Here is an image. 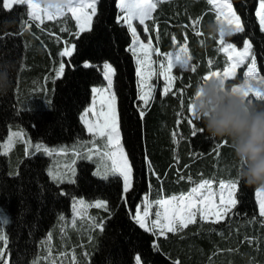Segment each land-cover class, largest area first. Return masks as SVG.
Here are the masks:
<instances>
[{"label":"trees","instance_id":"trees-1","mask_svg":"<svg viewBox=\"0 0 264 264\" xmlns=\"http://www.w3.org/2000/svg\"><path fill=\"white\" fill-rule=\"evenodd\" d=\"M232 3L245 30L227 40L239 48L249 40L264 77V32L255 15L258 0ZM3 4L0 0V77L9 72L10 86L0 94V206L10 218L6 228L10 264H33L46 257L45 242L51 233L60 248L56 251L64 256L74 253L78 264H136V256L141 264H264V217L257 201L261 186L250 187L240 180L241 165L229 142L225 145L206 131L192 137L187 122L203 78L229 65L220 50L219 32L209 31L210 24L217 25V15L207 0L159 2L149 20L154 39L160 34L164 40L157 47L168 54L176 49L173 38H177L186 45L189 66L195 71L174 68L171 90L162 94L157 86L147 106L139 99L135 58L128 51L131 32L123 21L117 22L119 0H98L91 31L78 39L70 14L39 23L26 14L25 4L10 9ZM72 43L75 53L61 56ZM62 59L64 72L57 77ZM105 63L115 69L112 88L122 143L132 166L126 203L119 175L98 178L93 163L68 153L75 157L72 163L78 172L74 182L59 183L49 175L53 158L32 149L37 143L75 149L90 139L81 115L91 104L93 88L106 84ZM245 79L242 68L225 87H237ZM248 98L264 103L252 94ZM194 123L203 125L199 120ZM11 129L23 131L32 146L28 149L19 141L9 155L4 154ZM204 180L217 184L238 180V202L219 223L197 218L187 227L155 237L133 219L145 197L156 203L163 196L187 193ZM74 198L103 200L108 210L94 208L95 222L75 230L70 225ZM101 221L103 231L94 227Z\"/></svg>","mask_w":264,"mask_h":264},{"label":"snow or ice","instance_id":"snow-or-ice-1","mask_svg":"<svg viewBox=\"0 0 264 264\" xmlns=\"http://www.w3.org/2000/svg\"><path fill=\"white\" fill-rule=\"evenodd\" d=\"M160 0H119L118 7L122 15L118 17V23L123 20L124 24H126L127 28L131 32L132 36V44L128 51L132 52L133 56L136 57V64L138 66L137 75L140 77V84H139V99L144 101V105L147 106L149 103V99L151 98V85L148 83V80L152 76V65L153 61L151 59L152 54V45L144 44L138 38L137 29L133 25L134 20H138L139 25L145 26V31L148 30L146 21L152 18V12L156 8L157 3ZM25 4L26 5V14L29 15L31 20H39L42 22L41 16L44 18H53L63 16L66 13H70L71 17L74 18L77 22L78 31L74 33L76 38L78 39L79 36L85 31H91V22L93 16L96 14V3L97 0H67L66 5L59 8H50V7H41L39 3L33 2V0H4V4L2 5L4 8H11L12 4ZM209 3L215 5L216 12H217V25L219 26V43L223 45V48L220 50L225 51L226 53H230L228 55L229 61H234L230 63L223 71H212L209 75L203 78L204 85L210 81L215 79L218 84L225 86V80L227 78L233 77L235 75L236 68L248 60L250 57V66L247 69V73L245 74L247 79H245L244 83L240 87H231L229 91L236 93L239 92L245 97H249V94L252 93L254 99L258 101L264 102V89H254L249 85L250 80H257L256 74V58L255 54L252 52V45L250 41L244 42V47L242 51H238L232 43H225L224 35L225 32H244V24L241 21L240 16L236 13L233 9L230 0H222L220 3H216V0H209ZM88 9L91 10V14L88 13ZM256 17H258L260 29L264 32V0H258V10L255 11ZM194 25L198 24L199 21H194ZM197 34L200 33L197 31ZM76 46L74 43L69 44L66 46L63 51L61 52V56L70 57L75 53ZM186 45L179 48V50L175 54H168L166 56L165 62L160 64V68L163 69L162 75L164 76L165 81H171L172 76L170 75L172 69L174 67H179L181 70H191L195 71V67L189 66V60L191 59L190 56L186 55ZM159 55V53H156ZM86 67L90 65L85 64ZM64 64L61 63L59 66V70L57 72V77L61 76L64 72ZM145 68H147V72H145ZM103 70V77L107 81V88H93V92L100 93L104 91H110L113 84V79L115 77V69L108 63L102 65ZM258 82L261 85H264V78H259ZM147 89V90H146ZM169 91V87L166 86L164 88V93L167 94ZM203 91V85L198 89L196 92L194 100L198 99ZM111 103L109 104V114L106 116L105 121L102 126L98 128L100 135H107L109 141L113 140V134L116 135L115 145L116 151L119 153V161H117L114 157L116 153H107L106 155L109 156V159H113V164L115 171L112 174H118L120 177L123 178L122 184V198L127 202L126 194L130 191L132 185V166L131 163L128 161L126 154L123 152L122 148L119 146V138H118V119L115 110V94L112 93L110 97ZM193 102L189 105V111L191 115L188 117V124L191 129V136L196 137L198 134H203L205 132L204 126L200 125L197 126L194 123V120L198 121L197 114L195 112V105ZM86 115V114H85ZM140 115L143 116L144 112L141 110ZM83 119V117H82ZM88 133L94 134V125H87ZM12 136H18L19 133L13 132L11 133ZM183 139V137H181ZM223 144H228L227 141H223ZM12 146L11 138L9 139L8 147ZM34 151H43L46 154L51 155L52 150L48 149L47 147H43L41 144H36L34 146ZM218 154V153H217ZM150 165V162H149ZM100 174V173H98ZM49 175L52 177L53 180L57 182H62L61 178L53 174L52 171L49 172ZM102 179H107L106 174L101 175ZM68 182H74L69 180ZM210 181H203L199 184L198 187H194L192 192L189 194L188 197L181 196L180 200L190 199L192 194L197 193L200 189L204 188L206 185H209ZM238 180L231 181L227 185L224 182H220L219 187L221 190H224L226 187L229 189V202L227 207H234L237 204V200L232 198V193H234L237 189ZM258 198L260 197V192L257 193ZM147 199V198H145ZM173 200L177 199L176 197L172 198ZM259 215L264 217V198H259ZM78 205H84L85 202L83 200H79L76 202ZM157 205L160 207L165 208V219L168 223L164 226H161L160 232L164 234L165 228L167 232H173L176 229L173 227L174 221L176 216L173 215L169 217L167 215V208L165 206L169 205L171 202L169 200H160L156 202ZM225 201L223 197L221 198V204H224ZM88 207H96L101 208L107 211V202L104 201H97L94 204L87 205ZM144 211L141 212L140 209H137L133 215V219L135 222L141 227L144 228L145 231L155 230L157 225L160 224V220L157 218L151 222V229L149 228L148 224L146 223V218L148 217L149 213L147 208L149 204L143 205ZM225 211H218L216 214L215 222L219 223L220 220L226 214ZM180 215V222L182 227H187L188 223L194 222L192 220V214L187 212V210H179L177 209ZM159 217V213L156 214ZM185 215L187 218L185 219ZM60 219L63 221L64 217L61 216ZM8 218L6 216H0V241H3V244L0 245V264H10V256L11 254L6 251L7 249V237L3 234L2 229L8 223ZM73 226H75V221H72ZM95 228H98L100 231H103V222H99L94 224ZM48 240H51V235L49 234ZM51 250L48 251V256H51ZM60 255H64L61 253ZM47 259V257H45ZM136 264H140L139 257H135ZM33 264H40V258H36L33 261ZM49 264H57L56 260L49 261ZM72 264H75V256H72ZM175 264V262H174Z\"/></svg>","mask_w":264,"mask_h":264},{"label":"rangeland","instance_id":"rangeland-1","mask_svg":"<svg viewBox=\"0 0 264 264\" xmlns=\"http://www.w3.org/2000/svg\"><path fill=\"white\" fill-rule=\"evenodd\" d=\"M77 2H79V0H77ZM220 2H222V0H216V3H220ZM230 3L233 6L232 0H230ZM96 5H97V3H96ZM13 6H14V4H12L11 8ZM158 6H159V2L157 3L156 8L153 10L152 16H153V14L156 11ZM87 11L89 14H91L90 9H88ZM51 20L53 21L54 19H51ZM149 20H147L145 22L147 25V28H148L147 31H145L144 25H139L138 20H134L133 25L137 29V34H138L139 40L141 42H143L144 44L150 43L152 45L151 59L154 62L152 65V73L153 74H152L151 78L148 80V83L151 85V89H152L151 98L149 99V103H150L153 100V98L156 96L157 86H159V88H160L159 90L162 94H165L164 88L166 86H168L169 90H171V88L173 87L174 77H173V72L171 71L170 75L172 76V80L171 81H165L164 76L161 74L163 69L160 68V64L162 62H165L166 56L168 54H166L165 52H162L160 50V48L157 47L156 44H158V46H160V45H162L164 40L162 38V35L160 36V34H158V35L155 34V36L157 38L154 39V37L151 34V24H150ZM34 21H37V20H34ZM235 33L236 32H227L226 31L225 35L228 36V35H233ZM247 41H249V40H247ZM227 43H229V42H227ZM173 45L176 46V49L173 52L172 51L170 52L172 54H175L179 50L180 47L185 46L184 44L180 45L177 38H173ZM234 47L238 51L243 50V47L239 48L236 45H234ZM157 52L159 53V55L156 54ZM185 54L187 55V52ZM229 54L230 53H227V56ZM134 58H135V64H136V57L134 56ZM250 59L251 58L249 57L248 60H245L244 63L240 64L236 68L235 75L233 77L227 78L225 80V84H226V81H228L229 79L235 78L237 76L238 71L242 68L244 69V73L246 74L247 69L250 66ZM62 61H63L62 63L65 66L64 59H62ZM189 62H190V60H189ZM232 62H234V61H229V64ZM174 68H176V67H174ZM137 69H138V66L136 64V72H137ZM145 72H147V68H145ZM256 74H257V80H250L249 85L254 89H257V88L264 89V85H261L258 82L259 78H263V77L259 74L258 69H257V65H256ZM245 77H246V75H245ZM246 79H247V77H246ZM113 83H114V79H113ZM139 84H140V77L137 75L138 92L140 91ZM112 86H113V84H112ZM94 88H107V81H106V84L101 85V86H96ZM112 93H114L113 88H111L110 91H104V92H100V93L93 92L91 104L81 115V121L83 122V124L85 126H86V124L95 126L94 127V134L89 133L91 135L90 139H88L87 141H83L82 143H79L75 149L72 147H69V146L60 147L58 149H53V148L47 147L46 145H42L43 147H47L48 149L52 150V154L50 156L53 158V165H52L50 171H52L53 174H55L56 176L61 178L62 182H59V183L68 182L69 180L74 181V178L78 172V167L75 165V163H72L73 160H75V157L69 158L67 155L68 153H74L77 156L76 160L83 159V160H86V161L93 163L95 166L94 174L96 177L101 178L102 174H106L107 178H109L110 176H114V174H112L115 171L113 159H109V156L106 154L107 153H116L114 158L117 161H119V153L116 151V145H115L116 135L113 134V140L109 141V138L107 135H100L99 131H98V128L103 125L106 116H108V114H109V104L111 103L110 97H111ZM251 94L252 93H250L249 95H251ZM142 103L144 105V101H142ZM115 110H116L117 119H118L119 146H120V148H122L123 152L125 153L124 146L122 143V132H121V128H120L116 98H115ZM82 117H83V119H82ZM86 129H87V127H86ZM13 132L19 133L20 135L12 136L11 133H13ZM10 138H11L12 146L8 147ZM19 141L26 144L28 149L30 148V146H32L31 143L26 138L25 133L23 131L11 129L7 139L3 143L4 154L9 155L14 150L16 143ZM37 144H40V143H37ZM32 149L34 150V148H32ZM98 173H100V174H98ZM115 175H118V174H115ZM228 183L229 182H227L225 184L227 185ZM236 192H237V189L234 193H232V198H234V199H236ZM258 192H260L259 198H264V186H262L258 190ZM189 194L185 195L184 197H188ZM222 197L225 201L224 204H221V198ZM176 198L177 199H175V200H173L172 198H170V199L166 198L165 199V200H169L171 202L169 205L165 206L167 208V215L169 217H172L173 215L176 216V219H175L174 224H173V227L176 230L179 228H182L181 222H180V215H179V212L177 211V209H179L181 211L187 210V212H190L192 214V220L193 221L199 217V218L206 220V221L215 222L216 214L218 211L222 212V211H225V209H227L226 212H228V210L230 208H232V207H227L228 202H229V189L226 187L224 190H221L219 185H214V184H212V182L209 185H206L204 188L200 189L199 192L192 194L190 199L180 200L179 199L180 197H177V196H176ZM79 200H83L85 202V204L84 205H78L76 202ZM97 201H103V200L88 201L84 198H74L73 199V201H72V218L70 220V225L73 226L72 221H75V226H73V228L75 230L80 231V229L83 226H85L87 223L93 222V221L95 222L97 214H95V212H93V209L96 207H88L87 205L94 204ZM147 202H148L147 200L146 201L144 200L143 205H145ZM143 205L138 208V209H140L141 212H143L145 210ZM150 207H151V210L153 211V220H156L157 218L160 220V224L157 225V227L155 228V231L157 234H161V232H160L161 226H164L168 223V221L165 219V208L160 207L159 205H157V203H152ZM147 211H148V208H147ZM157 213H159V217H157V215H156ZM0 216H6L8 218L9 222L2 229L3 234L6 235V237H7L6 228H7L8 224L10 223V218L6 214V212L2 209L1 206H0ZM225 216L226 215H224V217ZM186 218H187V215H185V219ZM146 223H147V220H146ZM165 232H166V228H165L164 233ZM50 235H51V240L49 241L47 239L45 243H46V247H47V252L50 249L52 255L51 256L47 255L46 256L47 259H45V257H41L40 258V264H44V262L49 263V261H52L53 259L57 261V264H72V256L73 255L75 256V254L73 253L71 256H67V254H65V256L60 255L61 252H58V251H60V248L56 247L54 244L53 233H51ZM2 244H3V241H0V245H2ZM56 250H58V251H56ZM139 260H140V258H139ZM76 261H78V260L75 256V264H78L79 262H76Z\"/></svg>","mask_w":264,"mask_h":264},{"label":"clouds","instance_id":"clouds-1","mask_svg":"<svg viewBox=\"0 0 264 264\" xmlns=\"http://www.w3.org/2000/svg\"><path fill=\"white\" fill-rule=\"evenodd\" d=\"M44 7L59 8L67 0H39ZM219 32V26L209 25ZM10 86L9 72L0 77V94ZM195 112L208 136L229 142L234 158L241 165L240 180L248 186H264V103L233 93L213 79L203 85L194 100Z\"/></svg>","mask_w":264,"mask_h":264},{"label":"crops","instance_id":"crops-1","mask_svg":"<svg viewBox=\"0 0 264 264\" xmlns=\"http://www.w3.org/2000/svg\"><path fill=\"white\" fill-rule=\"evenodd\" d=\"M33 2H35V3H39V5L41 6V7H44L40 2H39V0H33ZM9 9V8H8ZM41 19H42V21H45V20H51L52 18H44L43 16H41ZM76 21V20H75ZM186 52H187V49H186ZM170 53V52H169ZM168 53V54H169ZM187 55H188V53H187ZM189 56V55H188Z\"/></svg>","mask_w":264,"mask_h":264}]
</instances>
